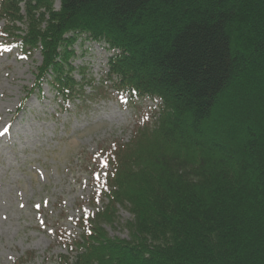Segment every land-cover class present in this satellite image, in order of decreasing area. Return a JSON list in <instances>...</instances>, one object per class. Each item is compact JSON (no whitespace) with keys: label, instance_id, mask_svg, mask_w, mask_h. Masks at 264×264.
I'll return each instance as SVG.
<instances>
[{"label":"trees","instance_id":"obj_1","mask_svg":"<svg viewBox=\"0 0 264 264\" xmlns=\"http://www.w3.org/2000/svg\"><path fill=\"white\" fill-rule=\"evenodd\" d=\"M0 21L62 103L158 102L86 162L106 204L57 264H264V0H1ZM82 37L111 53L103 83L74 66ZM120 207L130 239L105 228Z\"/></svg>","mask_w":264,"mask_h":264},{"label":"rangeland","instance_id":"obj_2","mask_svg":"<svg viewBox=\"0 0 264 264\" xmlns=\"http://www.w3.org/2000/svg\"><path fill=\"white\" fill-rule=\"evenodd\" d=\"M4 27L0 21V264H57L68 255L60 237L77 239L76 223L106 204L94 180L100 169L84 173L86 162L101 161L117 141L130 142L158 102L132 104L110 93L86 105L64 104L48 85L35 88L40 53H21L1 36ZM74 48V66L103 83L107 47L82 37ZM117 218L105 226L109 237L130 239L131 215L120 207Z\"/></svg>","mask_w":264,"mask_h":264}]
</instances>
